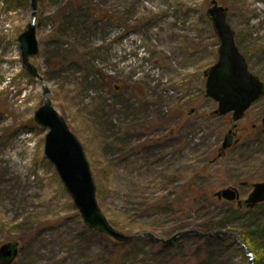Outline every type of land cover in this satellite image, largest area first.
I'll return each instance as SVG.
<instances>
[{"label":"rangeland","instance_id":"1","mask_svg":"<svg viewBox=\"0 0 264 264\" xmlns=\"http://www.w3.org/2000/svg\"><path fill=\"white\" fill-rule=\"evenodd\" d=\"M217 2L249 69L264 80V0ZM212 4L36 2L39 51L29 61L83 145L99 208L126 234L165 239L183 225L209 231L204 223L225 217L226 200L183 204L182 187L196 174L213 191L238 186L241 198L264 180V139L245 136L251 124L264 127V95L238 120L239 141L216 155L232 119L213 113L217 102L205 95L204 71L220 45L207 15ZM31 17L30 0H0V245L19 241L10 264H247L241 245L221 235L119 241L84 223L45 155L47 128L34 117L43 82L23 68L18 40ZM236 175L247 184H236ZM229 221L246 230L264 221V204Z\"/></svg>","mask_w":264,"mask_h":264},{"label":"water","instance_id":"2","mask_svg":"<svg viewBox=\"0 0 264 264\" xmlns=\"http://www.w3.org/2000/svg\"><path fill=\"white\" fill-rule=\"evenodd\" d=\"M36 2L37 0H30L32 19L27 22L25 30L18 37L24 68L43 82V101L34 112V117L39 125L47 128L44 141L45 155L56 167L58 175L73 198L76 208L79 209L84 223L88 227L98 229L119 241L130 240L133 236L145 235L152 240L170 243L178 235H185L186 233H194L200 236L211 234L232 236L238 244L242 245L246 255L249 256L247 264H253L255 254H253L252 249L243 242L239 234L230 230L218 228L204 232L197 228L186 229L164 239L149 231L136 232L132 235L126 234L109 223L98 206L95 181L83 145L76 134H73L63 115L52 103L46 82L43 81L40 73L28 60L30 55H35L39 51V39H37L35 24ZM212 3L208 7L207 15L213 22V28L218 35L220 45L217 60L204 71L206 75L205 95L217 101L218 107L214 110L215 113L223 115L231 112L233 121H237L244 116L245 110L252 105L251 103L264 94V81L249 70L245 55L239 51L236 41H234L235 31L226 20V7L218 4L217 0H212ZM262 123L264 124V117ZM234 125L233 127H235ZM232 128L224 135V140L219 147V155L224 153L226 148L232 144V137L228 135ZM215 196L226 200H237L239 205L242 203L239 198L240 192L235 186L219 188L215 191ZM243 201L247 207H253L264 201V180L253 183L251 191ZM18 251V240H8L1 243L0 264H10L18 255Z\"/></svg>","mask_w":264,"mask_h":264},{"label":"trees","instance_id":"3","mask_svg":"<svg viewBox=\"0 0 264 264\" xmlns=\"http://www.w3.org/2000/svg\"><path fill=\"white\" fill-rule=\"evenodd\" d=\"M264 127L260 125H249L248 128H245L246 134L245 136L247 137H254V138H259L260 141L264 139ZM239 141V140H238ZM237 141V142H238ZM236 142V143H237ZM235 143V144H236ZM231 146L229 149L233 148L235 146ZM218 151V149H217ZM233 164V163H231ZM207 166H204L202 168H205ZM264 167V165L262 166ZM251 170H254L253 168ZM256 171V170H255ZM239 174V173H238ZM243 175V173H241ZM196 175L191 176L190 178L187 179L186 183L183 185V204L189 206L190 204H193L195 201L200 199V197L205 196L206 199L210 198L214 202H221V199H218L217 197L214 196V191L210 187H202L196 180ZM241 175H236L235 181L236 184L239 182V184L244 185L247 181L241 179ZM247 184V183H246ZM225 203L226 208V215L223 218H211L210 220H207V223H204L203 227L205 228L204 230H212V229H217L218 227L225 228L227 230H232L235 231L236 233L241 235L242 240L249 246L250 249L253 250L256 258L254 264H264V221H259V222H252V225L248 227V229H242V225L236 226L230 222V218L233 216H238L240 213L244 214H255L257 213V209L263 206L264 202L259 203L255 207H241L237 204H234L231 201H222ZM159 204V203H158ZM224 211V212H225ZM199 225V224H196ZM194 225V226H196ZM186 227H191V225H183L180 227L175 228L171 234H174L176 231L181 230V229H186ZM241 227V229H240ZM181 228V229H180ZM203 230V229H202ZM225 238H231L232 237H225ZM234 241V240H233ZM235 242V241H234ZM237 244V243H236ZM239 245V244H238Z\"/></svg>","mask_w":264,"mask_h":264},{"label":"flooded vegetation","instance_id":"4","mask_svg":"<svg viewBox=\"0 0 264 264\" xmlns=\"http://www.w3.org/2000/svg\"><path fill=\"white\" fill-rule=\"evenodd\" d=\"M258 76H259V75H258ZM259 78H260V76H259ZM260 79H261V78H260ZM262 96H263V95H262ZM260 97H261V96H260ZM260 97H259V98H260ZM257 99H258V98H257ZM257 99H256V100H257ZM253 103H254V102H253ZM230 113H231V112H230ZM230 113H229V114H230ZM230 115H231V114H230ZM233 124H234V123H233ZM230 126H231V127H230ZM230 126H229L230 128H228V129L224 132V135H225V133H226L227 131H229V130L232 128V123H231ZM254 126H256V125H254ZM236 128H237V126L233 127L232 130H231V132H229V134H228L230 137H232V143L235 142V140L237 139V137H236ZM263 129H264V128H263ZM224 135H223V139H224ZM231 146H232V144H231L229 147H231ZM219 152H220V150H219ZM245 184H246V183H245ZM237 187H238V186H237ZM239 198H240V200L242 201L241 206L244 207V206L246 205L245 202L243 201L245 198H244V197L241 198V195H240Z\"/></svg>","mask_w":264,"mask_h":264}]
</instances>
